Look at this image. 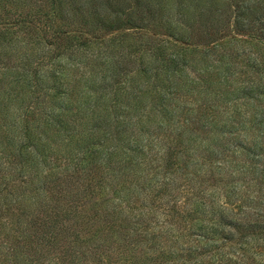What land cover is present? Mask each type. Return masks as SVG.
<instances>
[{"label":"trees","instance_id":"trees-1","mask_svg":"<svg viewBox=\"0 0 264 264\" xmlns=\"http://www.w3.org/2000/svg\"><path fill=\"white\" fill-rule=\"evenodd\" d=\"M263 15L264 0H0L3 258L72 264L63 219L78 233L120 204L176 229L152 264L190 234L215 264H264Z\"/></svg>","mask_w":264,"mask_h":264},{"label":"rangeland","instance_id":"rangeland-1","mask_svg":"<svg viewBox=\"0 0 264 264\" xmlns=\"http://www.w3.org/2000/svg\"><path fill=\"white\" fill-rule=\"evenodd\" d=\"M228 9L231 11L229 18L232 20L233 9L229 6ZM203 45L204 43L197 46ZM69 188L73 189L71 186ZM71 205L75 209L78 208L75 201ZM114 206L119 208L117 212L104 214L100 218L93 216L88 220L87 226L81 228L78 233L76 227L69 226V220L63 219V224L60 225L62 242L78 256L72 264H152L153 254L160 252L168 237L176 233V229L169 223L165 225L166 230L162 227L163 219L158 210L147 213L145 209H131L120 204ZM6 226L10 228L8 224ZM171 239L173 245L170 244L169 250L172 253L171 257L168 255L167 258L165 257V264L176 258L174 251L179 249L181 251L182 248L191 255L187 261L197 259L203 263L207 261L213 264L217 261L215 254L211 255L201 250L209 248V243L198 235L190 234ZM0 253V264H10L7 258H3L4 252ZM38 260L39 264H59L52 252L39 257Z\"/></svg>","mask_w":264,"mask_h":264}]
</instances>
